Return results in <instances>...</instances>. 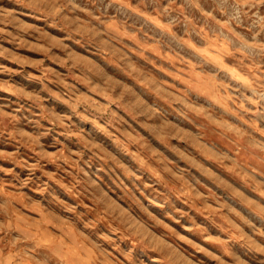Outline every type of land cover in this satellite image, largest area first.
<instances>
[{"label": "rangeland", "instance_id": "374dc122", "mask_svg": "<svg viewBox=\"0 0 264 264\" xmlns=\"http://www.w3.org/2000/svg\"><path fill=\"white\" fill-rule=\"evenodd\" d=\"M0 264H264V0H0Z\"/></svg>", "mask_w": 264, "mask_h": 264}]
</instances>
